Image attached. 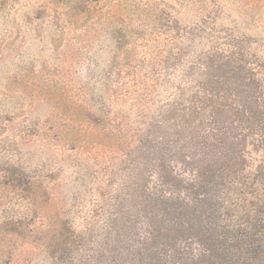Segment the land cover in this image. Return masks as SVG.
<instances>
[{"label": "rangeland", "instance_id": "374dc122", "mask_svg": "<svg viewBox=\"0 0 264 264\" xmlns=\"http://www.w3.org/2000/svg\"><path fill=\"white\" fill-rule=\"evenodd\" d=\"M166 167L264 234V0H0V264H102Z\"/></svg>", "mask_w": 264, "mask_h": 264}, {"label": "trees", "instance_id": "16d2710c", "mask_svg": "<svg viewBox=\"0 0 264 264\" xmlns=\"http://www.w3.org/2000/svg\"><path fill=\"white\" fill-rule=\"evenodd\" d=\"M210 171L196 168L179 196L171 171L155 170L158 188L139 192L132 204V236L117 233V248L107 252L102 264H264L258 222L223 194L211 196L218 175Z\"/></svg>", "mask_w": 264, "mask_h": 264}]
</instances>
